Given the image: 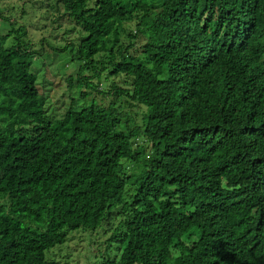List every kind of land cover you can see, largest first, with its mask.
<instances>
[{
    "label": "trees",
    "instance_id": "1",
    "mask_svg": "<svg viewBox=\"0 0 264 264\" xmlns=\"http://www.w3.org/2000/svg\"><path fill=\"white\" fill-rule=\"evenodd\" d=\"M88 3L66 81L108 105L51 116L41 51L0 34V264H71L46 252L115 219L110 264H264V0Z\"/></svg>",
    "mask_w": 264,
    "mask_h": 264
},
{
    "label": "rangeland",
    "instance_id": "2",
    "mask_svg": "<svg viewBox=\"0 0 264 264\" xmlns=\"http://www.w3.org/2000/svg\"><path fill=\"white\" fill-rule=\"evenodd\" d=\"M59 1L1 0L4 9L0 7V34L9 30L13 31L5 46L10 47L16 43L24 44L25 42L29 50L33 49L38 53L41 51V54H36L32 58L31 71L37 74L38 84L43 81L41 85L45 87L42 91L48 90L50 98L47 109L51 116H60L72 104L74 106L90 104L94 98L97 104L108 105L109 97H111L110 95L103 96V94H99L98 97L93 95L82 97L81 92L86 91L85 87L81 88L77 83L72 90L68 87L67 78L70 75L76 76L78 68L77 62L73 61L72 57L78 52L86 33L71 17L64 0L58 4ZM88 1L90 5V2L94 0ZM135 20L139 21L138 18ZM129 25L134 26L135 22H130ZM21 26L26 29V35L18 31ZM122 39L125 42L129 41L125 35H122ZM135 51L136 47L131 49V52ZM104 73L106 79L98 82L100 89L103 86L108 91L113 85L123 89L131 88V78L124 74L116 75L109 70ZM121 100H127V96L123 95ZM130 107L129 104L123 103V109ZM117 223L118 220L115 219L114 224H111L113 229L109 231L102 229L101 224L88 231L82 229L70 231L66 241L50 248L46 252V257L47 259L68 260L71 264H102L104 261L110 264L109 261H119L122 249H119L116 243L108 245L110 243L108 239L117 227Z\"/></svg>",
    "mask_w": 264,
    "mask_h": 264
}]
</instances>
